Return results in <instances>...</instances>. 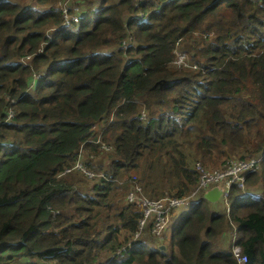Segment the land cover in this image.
<instances>
[{"label": "trees", "instance_id": "1", "mask_svg": "<svg viewBox=\"0 0 264 264\" xmlns=\"http://www.w3.org/2000/svg\"><path fill=\"white\" fill-rule=\"evenodd\" d=\"M59 1L0 0V264H237L233 228L244 264H264V196L245 193L264 195V0H75L64 26ZM164 149L161 198L191 195L198 165L260 163L229 217L202 196L161 251L133 241L141 213L112 197ZM82 153L109 162L85 179Z\"/></svg>", "mask_w": 264, "mask_h": 264}, {"label": "built area", "instance_id": "2", "mask_svg": "<svg viewBox=\"0 0 264 264\" xmlns=\"http://www.w3.org/2000/svg\"><path fill=\"white\" fill-rule=\"evenodd\" d=\"M67 4H58L56 7L61 11L63 16L62 25H69L73 22L79 20V9L73 5L72 1L70 6ZM130 43H124V48H127ZM173 65L177 68L192 67L185 54L180 51H175V59L173 60ZM195 67V66H193ZM75 165L76 170H82ZM258 168V161L253 158H248L246 160L240 159H229L220 168L216 170H207L202 165H198L196 170L199 174V184L201 187H206L215 183H221L223 185L224 198L228 197L229 191L232 185L237 184L240 190H244L245 176L246 172H253ZM69 172V169L65 170V173ZM92 177V176H89ZM137 191H131L128 193V202L138 201L139 208L142 210L141 219L138 221V229L134 235V238L138 237L146 225L148 219L151 223V233L156 236H160L161 232L164 230L167 221L169 211L182 203L181 200L162 198L156 201H150L142 196H139V188ZM236 260L239 264H243L247 261L245 256L238 253L235 254Z\"/></svg>", "mask_w": 264, "mask_h": 264}, {"label": "rangeland", "instance_id": "3", "mask_svg": "<svg viewBox=\"0 0 264 264\" xmlns=\"http://www.w3.org/2000/svg\"><path fill=\"white\" fill-rule=\"evenodd\" d=\"M71 1L75 0H61L59 1L58 4H68V6H70ZM124 47V46H123ZM30 60V57H25L23 58L21 61L24 64H27ZM192 63V62H191ZM173 65V64H172ZM174 66V65H173ZM175 67V66H174ZM35 83V81H34ZM107 146L105 144H102L101 148L104 149ZM107 151V150H105ZM167 151V149H164L162 151L159 152H154L152 154H147L146 156L143 155V157H141L138 161H137V169H136V173L137 175H139L138 177L140 178V184L142 186V190H143V194L145 196H147L148 198L151 199H159L161 196V194H165L166 190H167V184H168V180L170 179H174V175L172 172V167H171V163L169 161V158L167 156V154L164 152ZM169 151V149H168ZM78 161L79 162L77 164V167L81 168L82 170H78V172L80 173V175H82L85 179H88V176H94V175H98L101 174L102 172H98L99 171H103V169H99V165H104L106 166L109 162V159L107 158L106 153L102 154L100 157L98 158H92L90 160H87L86 157L82 155L79 157L78 156ZM90 162L91 166H95L96 169L94 171L90 170L89 167L87 166L86 162ZM210 168V167H208ZM218 168V167H216ZM216 168H210V169H216ZM161 175L162 180L158 181L159 177ZM127 179V174H119L117 179L114 180V194H113V203L115 204V202H121L124 201L125 203V199H126V203L128 201V198L125 197L124 199V193H127V189H128V184H124L125 180ZM116 207L114 206V208L111 211V214H114V212L116 211ZM216 207L219 211L223 210V202L219 201L216 204ZM118 208V207H117ZM192 209V204L188 203L185 206H180L178 209H176V213L173 214V217L170 219V224H168L167 229L164 232V240H159L156 237L151 236L150 233H145L143 231V233L141 234L143 237L147 236V246L150 249H154L156 247H158L160 244H164V241L167 242L169 233L171 228L178 223L179 219L181 218L182 215L188 213L189 211H191ZM114 219V216L111 217ZM148 222V221H147ZM147 224V223H146ZM147 228V225H145L144 230ZM229 238L234 239L237 237L236 234H233L232 231H230V234L228 235Z\"/></svg>", "mask_w": 264, "mask_h": 264}, {"label": "clouds", "instance_id": "4", "mask_svg": "<svg viewBox=\"0 0 264 264\" xmlns=\"http://www.w3.org/2000/svg\"><path fill=\"white\" fill-rule=\"evenodd\" d=\"M72 3H74V1H72ZM58 5V3L54 6L55 8H56V10H58L57 9V6ZM76 7H77V5H75ZM60 13H61V11L60 10H58ZM62 14V13H61ZM62 18H63V16H62ZM63 23V22H62ZM64 26V25H63ZM54 30V29H53ZM53 30H51V31H53ZM50 31V32H51ZM130 46V45H129ZM128 46V47H129ZM124 48V47H123ZM124 49H126V48H124ZM183 53V52H182ZM183 54H185V53H183ZM185 56H186V54H185ZM186 59H187V61H188V63L192 66V64H191V62H190V60H189V58L186 56ZM173 64V63H172ZM177 68V67H176ZM185 68H190V67H185ZM185 68H179V69H185ZM37 79H35V78H33V81H32V83H31V86L30 87H32L33 85H34V81H36ZM145 118V113L143 112L142 114H141V119H144ZM253 159H255V158H253ZM255 160H257L258 161V168H259V163H260V160L257 158V159H255ZM203 166V165H202ZM204 167V166H203ZM205 168V167H204ZM218 168H220V167H218ZM218 168H216V169H218ZM258 168H257V170H258ZM205 169H207V170H216V169H210V168H205ZM91 170V169H90ZM195 171H196V173H197V176H198V183H197V187H196V189H195V191L191 194V195H189V196H187V197H184V198H178V197H172V196H166V197H162V198H168V199H177V200H181L182 201V203L181 204H179L178 206H176V207H173L170 211H169V214H168V221H167V224H166V226H165V228H164V230L161 232V234H160V236H156V235H154L153 233H151V223H150V219H148V222H146L147 224V228L144 230L143 229V231L145 232V233H150L151 234V236H153V237H156V238H158L159 240H164V232H165V230L167 229V227H168V224H170V219L173 217V214L174 213H176V209H178L180 206H185V205H187L188 203H193V202H196L197 200H199L202 196L204 197V195L208 192V191H210V190H212V189H214V188H216V189H218L219 191H220V194H219V197H218V199H217V201L216 202H214V203H218L219 201H222L223 202V208H224V213H225V215L227 216V217H229V214H230V211H231V209H232V207H231V205H230V203L228 202V197H226V198H224V191H223V185L221 184V183H215V184H212V185H208V186H206V187H201L200 186V184H199V174H198V172H197V170L196 169H194ZM256 171V170H255ZM250 172V171H249ZM254 172V171H253ZM247 173V172H246ZM244 176H245V174H244ZM93 177V176H92ZM90 177L88 176V179H89ZM245 181H246V177H245ZM234 185H236V186H238L237 184H234ZM233 186V185H232ZM137 188H139V196H142L143 198H145V199H147V200H150V201H156V200H159V199H162L161 197L159 198V199H151V198H148L147 196H145L144 194H143V190H142V187H137ZM232 188V187H231ZM239 188V187H238ZM240 190V189H239ZM230 191H231V189H230ZM229 191V192H230ZM240 191H242V190H240ZM246 190H245V183H244V190H243V192H245ZM129 192H131V190H128L127 191V193H126V195H125V197H127V195H128V193ZM245 193H247L250 197H252V198H254V199H259V198H263V193L261 192V191H258V192H245ZM229 195V194H228ZM130 204H133L134 205V208L135 209H137L140 213L142 212V210L139 208V204H138V201H135V202H129ZM193 209H191V211H192ZM191 211H189L188 213H190ZM188 213H186V214H188ZM186 214H184V215H186ZM184 215H182V216H184ZM181 216V217H182ZM231 223V222H230ZM232 224V223H231ZM233 225V224H232ZM145 228V227H144ZM137 229H138V227H137ZM172 229V228H171ZM171 231V230H170ZM137 232V230L134 232V234H133V236H132V239H133V241L134 240H137L138 238H142L143 236L141 235L142 233H140L139 234V236L138 237H136V238H134V235H135V233ZM233 234H236V229L235 228H233ZM169 235H170V233H169ZM237 235V234H236ZM238 237V236H237ZM237 237L236 238H234V239H231L230 238V242H231V255H232V257L235 259V261L237 262V260H236V256H235V254L236 253H238V254H240L241 255V248H240V246L239 245H237L236 244V242H237ZM145 238H147V236H145ZM168 239H169V236H168ZM168 239H167V242H168ZM145 242H146V244H148V242H147V240H145ZM167 242H165L164 241V244H160L159 246H158V248H160V246H164V248H165V246L167 245L166 243ZM160 250V249H159ZM165 250V249H164ZM163 250V251H164ZM237 264H239L238 262H237ZM244 264V263H243Z\"/></svg>", "mask_w": 264, "mask_h": 264}, {"label": "water", "instance_id": "5", "mask_svg": "<svg viewBox=\"0 0 264 264\" xmlns=\"http://www.w3.org/2000/svg\"><path fill=\"white\" fill-rule=\"evenodd\" d=\"M219 194H220V191H219L218 189L214 188V189L208 191V192L204 195V197H205L209 202L214 203V202L217 201V199H218V197H219ZM159 249H160L161 251H163L165 248H164V246H160Z\"/></svg>", "mask_w": 264, "mask_h": 264}]
</instances>
